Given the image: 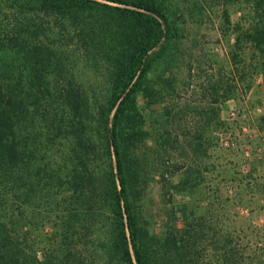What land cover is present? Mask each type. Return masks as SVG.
<instances>
[{
    "label": "trees",
    "instance_id": "trees-1",
    "mask_svg": "<svg viewBox=\"0 0 264 264\" xmlns=\"http://www.w3.org/2000/svg\"><path fill=\"white\" fill-rule=\"evenodd\" d=\"M244 2L264 11V0ZM181 13L174 0H0V264L93 261L75 245L56 262L43 261L35 241H25L24 173L30 177L45 159L43 137L69 144L70 158L53 171L46 162L39 172L45 189L54 181L53 188L72 192L66 218L82 225L88 243L98 242L103 264L194 263L187 249L191 233L157 238L135 207L148 178L137 153L147 135L138 101L150 95L153 61L180 36ZM246 33L264 51L263 21ZM75 37L83 48L72 47ZM108 39L113 45L105 47ZM76 55L106 60L109 85L100 104L98 90L82 85L65 61ZM92 119L100 127L98 142ZM99 155L115 159L104 177L93 165ZM102 218L109 223L104 238Z\"/></svg>",
    "mask_w": 264,
    "mask_h": 264
},
{
    "label": "rangeland",
    "instance_id": "rangeland-1",
    "mask_svg": "<svg viewBox=\"0 0 264 264\" xmlns=\"http://www.w3.org/2000/svg\"><path fill=\"white\" fill-rule=\"evenodd\" d=\"M174 1L182 9L180 36L153 61L150 95L138 101L147 135L137 153L148 178L135 207L157 238L168 231L191 233L193 264H264V51L246 33L264 23V11L258 14L245 0ZM78 40L74 49L84 47ZM104 44L113 45L109 39ZM65 61L82 85L98 90L97 104L104 101L105 58ZM99 129L94 119V142ZM42 141L45 159L34 164L30 177L24 173L25 241H35L43 261L56 262L75 245L91 264H103L98 242L88 243L82 225L66 218L72 192L53 188L54 181L45 189L40 173L46 162L53 171L70 158L69 144ZM110 163L115 165L114 157L99 155L93 165L104 177ZM98 226L104 238L109 223L102 218Z\"/></svg>",
    "mask_w": 264,
    "mask_h": 264
}]
</instances>
